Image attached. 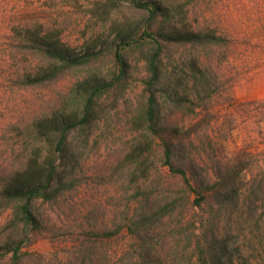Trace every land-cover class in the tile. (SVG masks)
<instances>
[{
    "label": "rangeland",
    "instance_id": "1",
    "mask_svg": "<svg viewBox=\"0 0 264 264\" xmlns=\"http://www.w3.org/2000/svg\"><path fill=\"white\" fill-rule=\"evenodd\" d=\"M107 1L0 0V174L22 166L35 119L64 106L73 85L88 73L108 75L114 69L108 57L46 83L21 85L25 74L46 63L21 46L22 38L40 31L75 51L94 39L109 41L111 25L131 14L122 0L113 7H105ZM161 1L181 9L177 18L188 29L220 38L168 44L163 53L165 74L189 73L187 63L195 60L209 90L205 94L197 86L202 98L196 97L194 110L186 106L172 117L180 130L195 128L176 163L187 169L190 181L211 182L216 167L241 161L238 200L186 203L156 226L128 230L143 205L172 199L185 188L158 151L149 158L144 195L135 194L136 184L127 176L122 159L139 135L132 117L144 100L145 77L143 62L132 53L125 78L97 99L90 125L69 137L82 183L52 201L33 203L38 229L12 228L11 208L2 212L0 246L18 234L23 243L17 257L0 252V264H199L197 243L205 245L211 236L222 241L234 264H264V0ZM247 84L255 97L244 94Z\"/></svg>",
    "mask_w": 264,
    "mask_h": 264
},
{
    "label": "trees",
    "instance_id": "2",
    "mask_svg": "<svg viewBox=\"0 0 264 264\" xmlns=\"http://www.w3.org/2000/svg\"><path fill=\"white\" fill-rule=\"evenodd\" d=\"M122 3L127 4L131 15L127 21L111 25L112 39L109 41L94 39L75 51L58 37L48 33L42 35L40 31H29L22 38L21 46L41 54L46 63L25 74L19 80L21 85L46 83L70 68L88 66L108 57L114 69L108 75L88 73L73 85L64 106L31 123V149L22 166L0 174V214L11 208L9 223L12 228L20 224L24 228H40L32 212L33 203L38 199L52 201L82 183L83 175H77L75 170V153L69 137L90 125L97 99L125 78L129 68L127 57L132 53H137L143 62L145 77L142 79L144 100L132 117L133 129L139 135L122 159L124 166L129 168L127 176L136 184L135 194L144 195L141 184L150 175L152 161L149 158L158 151L161 163L169 172L180 175L185 188L172 199L143 205L127 225L128 230L137 233L144 227L156 226L186 203L201 206L209 198L226 204L238 200V176L244 167L241 161L216 167L211 182L202 178L190 181L187 169L176 163L181 147L186 140H191L195 128L188 126L180 130L178 121L172 117L179 115L186 106L194 110L198 105L195 99L200 96L197 86L200 85L205 94L209 90L206 75L195 60L187 63L189 73L168 75L162 68V56L168 44L217 43L220 38L215 33L188 29L182 19L177 18L181 9L167 6L161 0H122ZM115 4V0H108L105 7ZM192 194L195 197L190 200ZM20 238L19 234L9 236L0 246V252L17 257L23 243ZM204 242L205 245L197 243L199 264H234L231 257H226L222 241L211 236Z\"/></svg>",
    "mask_w": 264,
    "mask_h": 264
},
{
    "label": "crops",
    "instance_id": "3",
    "mask_svg": "<svg viewBox=\"0 0 264 264\" xmlns=\"http://www.w3.org/2000/svg\"><path fill=\"white\" fill-rule=\"evenodd\" d=\"M253 70H255V69H253ZM247 86H248V87H247L248 90L245 91L244 94H245V95H248L249 98H253V97H255V96H256V94H255V90L251 89L252 85H251V84H247Z\"/></svg>",
    "mask_w": 264,
    "mask_h": 264
}]
</instances>
